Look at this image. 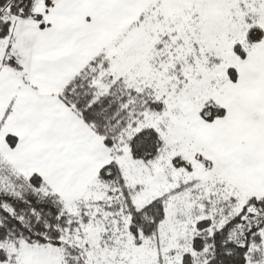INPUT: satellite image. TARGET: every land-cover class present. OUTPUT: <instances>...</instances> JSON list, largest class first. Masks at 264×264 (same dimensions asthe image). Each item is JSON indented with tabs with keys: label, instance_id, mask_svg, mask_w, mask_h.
<instances>
[{
	"label": "snow or ice",
	"instance_id": "snow-or-ice-1",
	"mask_svg": "<svg viewBox=\"0 0 264 264\" xmlns=\"http://www.w3.org/2000/svg\"><path fill=\"white\" fill-rule=\"evenodd\" d=\"M0 264H264V0H0Z\"/></svg>",
	"mask_w": 264,
	"mask_h": 264
}]
</instances>
